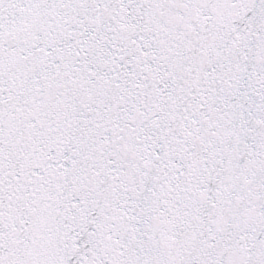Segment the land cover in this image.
<instances>
[{
	"label": "snow or ice",
	"instance_id": "6c2138e0",
	"mask_svg": "<svg viewBox=\"0 0 264 264\" xmlns=\"http://www.w3.org/2000/svg\"><path fill=\"white\" fill-rule=\"evenodd\" d=\"M0 264H264V0H0Z\"/></svg>",
	"mask_w": 264,
	"mask_h": 264
}]
</instances>
